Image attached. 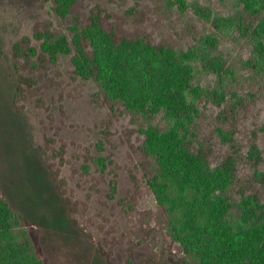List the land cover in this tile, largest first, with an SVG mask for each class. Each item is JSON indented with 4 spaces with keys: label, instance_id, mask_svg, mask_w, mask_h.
<instances>
[{
    "label": "trees",
    "instance_id": "16d2710c",
    "mask_svg": "<svg viewBox=\"0 0 264 264\" xmlns=\"http://www.w3.org/2000/svg\"><path fill=\"white\" fill-rule=\"evenodd\" d=\"M86 1L54 0L59 28L44 18L35 24L33 37L14 43L12 60L21 81L33 83L36 74L46 75L62 55H70L74 73L93 80L112 110L122 107L142 118L138 129L144 135L140 150L146 158L142 180L162 211L163 229L179 255L175 259L170 251L169 260L264 264V147L258 132H253L243 158L236 129L218 127L230 150L217 164L212 145L202 141L200 133L204 107L228 103L227 78L237 71L220 50L224 37L236 32L245 37L251 47L248 67L264 75V0H237V9L230 14L191 3L215 29L187 48L172 41L155 42L152 32L124 25L105 0H93L88 9ZM143 1L134 0L125 15L144 22ZM177 3L182 10L188 8L186 0ZM26 68L29 77L22 73ZM200 72L215 73L217 84L202 85L197 80ZM20 83L15 84L16 102ZM96 146L100 153L87 158L105 173L115 160L111 152L102 154L103 141ZM244 163L254 166L245 178L251 190L241 182ZM84 168L89 171L91 165L86 163ZM51 174L58 183L53 168ZM131 177L140 187L135 173ZM109 186L107 197L114 200L119 192L117 173ZM58 190L62 192L59 185ZM134 198L129 191L120 199L127 214L134 209ZM28 225L31 222L0 189V264H50L36 239L37 231Z\"/></svg>",
    "mask_w": 264,
    "mask_h": 264
},
{
    "label": "rangeland",
    "instance_id": "374dc122",
    "mask_svg": "<svg viewBox=\"0 0 264 264\" xmlns=\"http://www.w3.org/2000/svg\"><path fill=\"white\" fill-rule=\"evenodd\" d=\"M186 1L188 8L182 10L177 0H144L147 18L141 22L125 15L134 0H105L124 25L152 32L155 42L172 41L185 48L215 29L191 3L221 14L238 7L237 0ZM92 3L87 0L86 9ZM44 18L59 28L54 0H0V189L31 222L28 229L37 231L36 239L50 264H177L168 258L170 251L175 259L179 255L163 229L162 211L142 180L146 168L140 150L144 135L138 131L142 118L122 107L112 110L93 80L74 73L70 55H62L46 75L36 74L33 83L19 78L13 45L25 36L33 37L35 24ZM222 40L220 50L237 71L227 78L228 103L222 107L209 103L203 109L201 140L212 145L214 164L230 150L218 127L236 129L243 158L254 131L264 147V75L248 67L251 47L245 37L236 32ZM22 71L29 77V69ZM197 80L212 88L217 75L200 72ZM16 82L22 87L17 102ZM100 141L102 154L111 152L115 160L105 173L87 158L100 153L96 146ZM86 163L91 165L89 171ZM241 167V182L251 190L245 178L254 166ZM52 168L58 183L51 176ZM116 173L119 192L110 200L109 182ZM129 191L135 198L134 209L127 214L120 199Z\"/></svg>",
    "mask_w": 264,
    "mask_h": 264
}]
</instances>
